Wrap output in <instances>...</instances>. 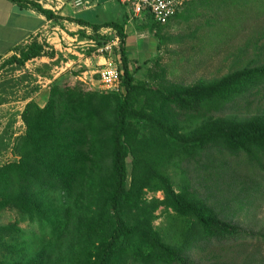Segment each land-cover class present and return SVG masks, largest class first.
Returning a JSON list of instances; mask_svg holds the SVG:
<instances>
[{"label": "trees", "instance_id": "trees-1", "mask_svg": "<svg viewBox=\"0 0 264 264\" xmlns=\"http://www.w3.org/2000/svg\"><path fill=\"white\" fill-rule=\"evenodd\" d=\"M10 1L30 5L47 20H63L32 1ZM188 2L196 4L188 19L198 9L218 16L226 11L224 18L210 21L215 30L209 37H197L200 28L167 36L163 31L169 20L186 12V3L163 25L145 15L157 51L186 42L211 45L226 29L236 33L244 12L264 8V0ZM75 22L89 28L93 36L87 39L98 45L104 42L97 35L102 28L116 32L125 94L54 84L43 106L33 101L25 105L24 134L12 148L16 161L0 166V215L15 211L23 221L37 223L38 233L27 235L15 223L0 225V264H192L188 253L195 245L251 237L185 181L176 191L166 170L175 161H193L217 148L236 161L210 158L208 180L225 184L226 191L237 185L238 195H264V178L256 179L257 170L264 173V112L247 118L212 117L263 88L264 65H246L191 85L171 82L164 68L152 83L139 81L135 75L141 66L130 69L126 56L125 22ZM44 54V46L33 43L7 64L23 66ZM192 124L196 126L188 128ZM245 167L248 173L240 175ZM157 193L162 199H145ZM159 209L168 218L164 234L154 227Z\"/></svg>", "mask_w": 264, "mask_h": 264}, {"label": "rangeland", "instance_id": "rangeland-1", "mask_svg": "<svg viewBox=\"0 0 264 264\" xmlns=\"http://www.w3.org/2000/svg\"><path fill=\"white\" fill-rule=\"evenodd\" d=\"M28 1L36 3L63 19L53 20L49 24V28L62 30L70 37L77 34L81 41L86 40L89 35L92 37L93 32L85 27L77 29L75 27L78 25L75 22L77 19H85L90 23L110 20L123 22V19L117 16L124 9L118 0H102V3L105 4H97L98 0L97 3L96 0ZM78 1H81V6L76 7ZM86 1L87 4H85ZM188 3L183 7L186 12L183 11L179 16L169 20L168 26L163 31L164 35H188L196 28H200L196 36L208 33L209 37V33L215 30L210 27V21L223 19L226 12L220 11L218 16L217 13L198 9L188 19L196 7L194 2ZM236 12L237 10L233 11L234 14ZM128 18L135 22L136 26L140 23V21L136 22L137 19L132 18L131 15H128ZM242 18L243 20L238 22L239 29L236 33L226 29L225 34L220 37V41L213 40L211 45L206 42L202 44L186 42L185 45L179 47L163 45L157 51L155 37L150 33V39L155 43L154 55L147 64L141 65V68L136 71L135 77L139 81L152 83V78L159 73L160 68H164L167 72V79L171 82L191 85L199 80L209 81L220 78L246 65H264V8L259 11L244 12ZM146 21L151 22L149 18ZM206 21L208 25H205ZM51 43L50 45L42 44L45 53L43 57L28 61L23 66L7 64L10 58L0 60V166L16 161V157L12 154V148L17 138L24 134L21 113L27 103L33 101L39 106H43L48 98L49 88L54 84H65L89 93L100 92L96 75L88 73L84 75L85 82H81L79 78L82 75L78 79L74 75L85 71L83 65L70 64L72 60L86 58L96 61V58H90L91 48L77 46L72 42H68L70 46L65 45L64 41L59 43V41L51 40ZM54 46L58 48L55 49ZM97 68L95 62L94 68L86 71L94 72ZM260 112H264V87L260 90H251L246 96L223 106L217 113H213L212 117L247 118ZM194 126L196 125L192 124L188 128ZM210 158L227 159L228 163L236 161L225 152L213 148L193 161H175L167 168L166 173L171 177L176 191L185 181L197 194L207 198L210 203L216 204V208L221 206L223 214L252 236H242L220 242L213 241L207 247L195 245L188 253V259L192 264H264V195L257 196L256 194L254 196L251 191L248 196L238 195L237 185L228 191H226L225 184L215 186L214 181L208 180V172L205 170ZM215 159L216 165H221L217 164L219 161ZM131 160V157H128L126 162L128 174L131 172ZM237 160L241 161V159ZM247 170L248 167L240 168V175L248 173ZM256 172L258 174L256 179L261 182L260 177L264 178V173H259L261 172L259 170ZM261 187L264 194V184ZM150 195L153 194L145 195L147 201L150 200ZM159 195L162 198V194ZM161 211L159 209L155 213L157 220L154 222V227L164 234L168 227V218ZM9 223L17 224L27 235L38 233L37 223L23 221L15 211L7 210L0 215V225ZM57 249L59 247L54 248V250ZM252 259L253 262L249 263Z\"/></svg>", "mask_w": 264, "mask_h": 264}, {"label": "crops", "instance_id": "crops-1", "mask_svg": "<svg viewBox=\"0 0 264 264\" xmlns=\"http://www.w3.org/2000/svg\"><path fill=\"white\" fill-rule=\"evenodd\" d=\"M100 3L105 4L102 3V0H98L97 4ZM127 14L129 15L128 11L124 8L122 9V13H118L117 16L125 22L126 56L130 69H134L153 57L155 52L153 50L156 46L154 47L155 43L150 39L151 34L149 23L146 21L147 18L145 16L135 18L137 19L136 22L140 21L136 26L134 25L135 22H132ZM51 22V20H47L28 4H17L10 0H0V60L18 57L21 50H26L33 43L39 45L47 43L50 45L52 44L51 40H56L59 43L64 41L65 45L70 46L68 42L74 40L78 42L77 34L70 37L66 33H63L62 30L58 31L57 28H49ZM75 27L77 29L81 28L78 25ZM54 47L55 49L58 48ZM95 62L96 65H99L102 61L100 59L92 61L88 58L77 61L72 60L70 64H82L85 69L84 72H80L75 78L78 79L80 75L88 73L93 74V71H87L94 68Z\"/></svg>", "mask_w": 264, "mask_h": 264}, {"label": "built area", "instance_id": "built-area-1", "mask_svg": "<svg viewBox=\"0 0 264 264\" xmlns=\"http://www.w3.org/2000/svg\"><path fill=\"white\" fill-rule=\"evenodd\" d=\"M131 15L132 18L149 15L153 22L163 25L189 0H118ZM88 2L86 1L85 4ZM81 6V1L76 3V7ZM97 35L104 39L103 44L98 45L97 41L90 38L84 41H72L77 46H86L91 48L90 58L100 59L102 62L96 65L98 68L93 75L97 76L99 84L98 90L106 93L125 94L121 87V60H120V39L112 28H102ZM91 37V35H89ZM34 60V59H33ZM32 61V60H31ZM85 82L84 75L79 78ZM92 80V79H91ZM92 82V81H91ZM86 84V83H85ZM91 85V84H90ZM161 193L150 195L149 199L160 198Z\"/></svg>", "mask_w": 264, "mask_h": 264}]
</instances>
